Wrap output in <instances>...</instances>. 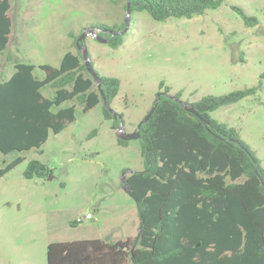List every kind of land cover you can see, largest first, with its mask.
<instances>
[{
    "label": "rangeland",
    "instance_id": "374dc122",
    "mask_svg": "<svg viewBox=\"0 0 264 264\" xmlns=\"http://www.w3.org/2000/svg\"><path fill=\"white\" fill-rule=\"evenodd\" d=\"M10 3L11 37L0 58L3 78L13 70L8 52L20 61L58 65L68 50L82 54L76 40L85 33L82 43L93 67L119 79V91L109 105L121 115L126 132L136 130L161 81L170 95L181 92L180 100L188 103L207 94L256 87L210 115L235 127L264 165V0H222L203 14L163 21L145 10H132L116 48L108 44L101 25L120 30L124 0ZM232 5L257 22L246 25ZM52 92L43 89L45 96ZM118 126L113 128L103 117L102 103L87 112L76 104L74 120L59 133L49 132L41 152H0V168L19 154L23 157L0 176V264H46L47 245L54 241H116L137 235L136 202L124 189L122 176L143 169L142 156L137 139L117 142ZM30 159L47 164L54 178H25L22 172Z\"/></svg>",
    "mask_w": 264,
    "mask_h": 264
},
{
    "label": "trees",
    "instance_id": "16d2710c",
    "mask_svg": "<svg viewBox=\"0 0 264 264\" xmlns=\"http://www.w3.org/2000/svg\"><path fill=\"white\" fill-rule=\"evenodd\" d=\"M124 1L131 11L145 10L163 21L203 14L222 0ZM10 8V0H0V58L11 37ZM232 8L246 25L257 22L242 8ZM124 26L125 22L120 30ZM106 37L113 48L122 43L121 34ZM6 59L13 70L3 78L0 66L1 153L39 149L49 132L59 133L74 120L76 104L87 112L102 103L103 117L111 120L113 128L119 125L104 106L79 50L66 51L58 65L20 61L10 52ZM95 71L110 104L119 91V79ZM46 87L53 90L50 96L43 94ZM158 89L160 95L151 105L156 103L155 108L139 127L143 169L130 172L122 181L136 202L140 233L116 241L50 242L46 264H123L127 260L130 264H264V165L235 127L210 115L254 93L256 87L207 94L189 102L206 124L184 108L181 92L170 95L163 81ZM117 142L125 145L127 139L118 136ZM22 160L20 154L14 157L0 168V176ZM22 174L27 179L54 178L53 170L38 159H30Z\"/></svg>",
    "mask_w": 264,
    "mask_h": 264
},
{
    "label": "water",
    "instance_id": "95a60500",
    "mask_svg": "<svg viewBox=\"0 0 264 264\" xmlns=\"http://www.w3.org/2000/svg\"><path fill=\"white\" fill-rule=\"evenodd\" d=\"M130 12H131L130 6H129V3H127V6H126V15H125V20H124L125 26H124L123 29H121V30L101 29V31L102 32H109L111 35L124 33L125 30L127 29V24H128ZM84 36H85V33H82L77 38V40H76L77 47L78 48H82V56H83V60H84L85 66H86L87 70L89 71V73L91 74V76L93 77L95 83L97 84V86H98V88L100 90V93H101V96H102V99H103L104 106L110 112H112L114 118H117L119 120L118 130L121 132L119 134V137L120 138H123V139H138L139 136H140V133H139L140 124L142 123V121L148 119V117L153 112L156 103L153 106H151V108L146 113V115L144 116V118L137 124L135 131H133V132H126L123 129L121 115H119L116 112H114V110L110 107L109 103L107 102V100H106V98H105V96L103 94V91H102V88H101V84H100V80H99L98 74L96 73V71H95V69L93 67V64H92V62L90 60L89 53H88V50H87L86 46L82 43ZM94 36H96L98 39H100L103 42L107 41V39L101 38L99 35H94ZM159 95H160V93L158 92L157 93V96H159ZM179 101L181 102V104L184 106L185 109H187L188 111H190L191 113H193L194 115H196L204 124H206V119L190 103L183 102L181 100H179ZM124 179H125V177L122 176V181L123 182H124ZM123 186H124V189L126 190V192L132 197L133 195H132V192H131L130 188L126 184H124ZM140 223H142V220H140ZM141 229H142L141 226H139L138 233H140Z\"/></svg>",
    "mask_w": 264,
    "mask_h": 264
},
{
    "label": "built area",
    "instance_id": "2783aa9c",
    "mask_svg": "<svg viewBox=\"0 0 264 264\" xmlns=\"http://www.w3.org/2000/svg\"><path fill=\"white\" fill-rule=\"evenodd\" d=\"M85 217H86V218H90L91 215H90L89 213H87V214L85 215Z\"/></svg>",
    "mask_w": 264,
    "mask_h": 264
},
{
    "label": "flooded vegetation",
    "instance_id": "af4514ba",
    "mask_svg": "<svg viewBox=\"0 0 264 264\" xmlns=\"http://www.w3.org/2000/svg\"><path fill=\"white\" fill-rule=\"evenodd\" d=\"M103 35L106 37L107 34H110L109 32H102Z\"/></svg>",
    "mask_w": 264,
    "mask_h": 264
}]
</instances>
